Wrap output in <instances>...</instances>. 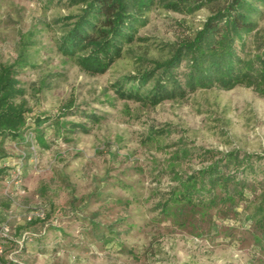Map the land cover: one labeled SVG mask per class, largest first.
I'll return each mask as SVG.
<instances>
[{"label":"rangeland","instance_id":"obj_1","mask_svg":"<svg viewBox=\"0 0 264 264\" xmlns=\"http://www.w3.org/2000/svg\"><path fill=\"white\" fill-rule=\"evenodd\" d=\"M60 1L0 0V63L12 62L22 35L33 33L34 66L19 75L27 89L23 97L30 108L27 120L34 124L37 116L49 118L41 125L48 148L36 143L33 129L23 142L2 144L0 215L18 204H29L20 202L15 185L8 189L5 181L22 160L24 171H34L32 187L40 195L30 204L51 199L63 229L61 236L55 226L46 234L51 264H264V246L251 242L248 224L220 213L214 220L221 232L213 235L207 229L208 215L202 226L206 231L198 236L154 209L160 193L172 183L173 170L190 171L200 165L195 157L176 161L173 167L169 164L182 147L177 145L180 139L188 148L264 153V97L238 85L231 90L200 89L184 99L146 107L117 99L111 88L117 77L168 57L173 43L202 26L210 6L188 14L158 5L139 31L143 40L132 44L105 73L90 74L56 50L59 29L52 20L76 11ZM258 29L264 33V15ZM51 72L59 75L48 76L50 84L39 90L41 80ZM70 100L74 105L66 119L87 122L90 130L58 137L51 119ZM89 110L103 116L101 121H87L84 114ZM165 126L170 132L158 141L145 139L148 128ZM89 219L99 222L101 231L114 239L97 240Z\"/></svg>","mask_w":264,"mask_h":264},{"label":"trees","instance_id":"obj_2","mask_svg":"<svg viewBox=\"0 0 264 264\" xmlns=\"http://www.w3.org/2000/svg\"><path fill=\"white\" fill-rule=\"evenodd\" d=\"M64 5L76 11L52 20L51 25L59 29L56 50L65 61L74 62L90 74L105 73L132 44L143 40L139 31L158 5L188 14L210 6L202 26L173 43L168 57L153 60L150 68L117 77L111 83L117 99L155 107L166 100L184 99L200 89L231 90L238 85L251 87L264 97V33L258 29L264 15V0H64ZM32 35L31 32L22 35L12 62L0 63V153L4 142H23L27 131L32 129L36 143L49 147L41 126L49 118L37 116L34 124L27 120L30 108L23 98L27 89L19 77L23 69L34 66ZM56 75L59 73L48 74L38 89L48 87L47 77ZM73 105L70 100L51 119L56 136L90 130L87 122L66 119ZM84 115L93 123L103 118L94 110ZM169 132V126L150 127L145 139L158 141ZM185 144L183 139L178 141L177 145L182 147L172 155L169 164L173 167L176 161L195 157L200 165L190 171L173 170L172 183L160 193L154 209L178 225L197 231L198 236L206 231L202 226L208 215L211 219L208 232L220 233L214 219L224 214L241 225L248 224L251 242L260 248L264 246V153L237 148L227 151L201 146L188 148ZM24 167L19 160L15 173L5 177V181L11 178L20 181L17 189L14 188L16 191L26 190ZM32 206L41 207L45 212L44 218L27 222L33 228L30 231L36 233L34 240L43 238L52 226L61 236L63 229L57 223L55 209H51V199L40 200ZM89 223L97 240L108 243L114 239L101 231L99 222L89 219Z\"/></svg>","mask_w":264,"mask_h":264},{"label":"crops","instance_id":"obj_3","mask_svg":"<svg viewBox=\"0 0 264 264\" xmlns=\"http://www.w3.org/2000/svg\"><path fill=\"white\" fill-rule=\"evenodd\" d=\"M33 172L34 171H28L27 169L24 171L26 190L24 193H22L19 189L17 190V197L18 199H21L20 202H29L28 206L22 205L23 203L18 204V206H16L14 209L8 210L3 215H0V225L4 222H9L12 227V238L7 240L4 244L5 250L3 255L1 256V259L9 264H15L9 261L10 255L16 256V258L20 262L23 260V262H27L28 264H51V259L49 258V256H51V242H48L47 239H45L46 235L43 238L25 243V246H23L24 248L22 247L20 250H18V245L15 241L19 240L21 234L25 231V227L23 226L28 225L23 216L28 207L33 205H31L30 202L39 199L40 196L36 193V188L34 187L35 190H33L34 188L32 187L34 174ZM17 186L15 185L14 188H16ZM27 195H31L30 200H28ZM10 212L12 213L10 214ZM28 228L33 229L31 227ZM47 234L49 235V233Z\"/></svg>","mask_w":264,"mask_h":264},{"label":"built area","instance_id":"obj_4","mask_svg":"<svg viewBox=\"0 0 264 264\" xmlns=\"http://www.w3.org/2000/svg\"><path fill=\"white\" fill-rule=\"evenodd\" d=\"M17 172H19V169H17ZM19 180H17L16 178H11L10 180L7 181V187L8 189L10 188V185L14 184V185H18L19 184ZM22 193L25 192V190H20ZM12 212H10L11 214ZM45 216V212L41 207L38 206H30L28 207L27 211L24 213V220L26 222H32L35 219H42ZM11 232H12V227L10 225L9 222H4L0 225V264H9L7 262H4L1 259V256L4 253V244L6 243L7 240L11 239ZM36 233L30 230H25L19 240H15L17 245H18V250H20L23 247V244L27 243V242H32L35 238ZM9 261L15 264H22L17 258L16 256H12L10 255L9 257Z\"/></svg>","mask_w":264,"mask_h":264}]
</instances>
